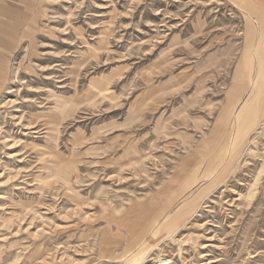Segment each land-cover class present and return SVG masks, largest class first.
Instances as JSON below:
<instances>
[{
  "label": "rangeland",
  "instance_id": "rangeland-1",
  "mask_svg": "<svg viewBox=\"0 0 264 264\" xmlns=\"http://www.w3.org/2000/svg\"><path fill=\"white\" fill-rule=\"evenodd\" d=\"M0 264H264V0H0Z\"/></svg>",
  "mask_w": 264,
  "mask_h": 264
}]
</instances>
